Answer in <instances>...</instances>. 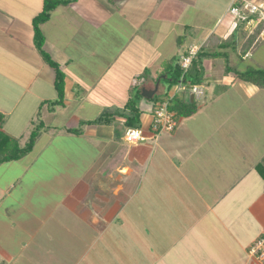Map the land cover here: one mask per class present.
<instances>
[{
	"label": "crops",
	"instance_id": "crops-1",
	"mask_svg": "<svg viewBox=\"0 0 264 264\" xmlns=\"http://www.w3.org/2000/svg\"><path fill=\"white\" fill-rule=\"evenodd\" d=\"M68 1L40 25L43 50L64 75L63 102L52 109L55 71L36 50L32 25L43 0H0L2 130L24 146L32 124L44 126L28 154L0 165V264H264L248 254L264 235V89L226 74L221 59H204L211 96L204 89L201 102L193 99V114L155 131L152 103L141 97L145 140L123 139L132 87L157 85L165 96L164 63L228 41L237 0H212L221 10L200 42L179 43L199 0ZM238 1L264 8V0ZM258 22L243 26L246 39L234 32L230 65L244 70L258 40L264 46ZM102 114L113 118L81 126Z\"/></svg>",
	"mask_w": 264,
	"mask_h": 264
},
{
	"label": "trees",
	"instance_id": "trees-1",
	"mask_svg": "<svg viewBox=\"0 0 264 264\" xmlns=\"http://www.w3.org/2000/svg\"><path fill=\"white\" fill-rule=\"evenodd\" d=\"M112 1V0H110ZM68 0H43L42 11L38 13L32 20L33 30H34V46L39 54L42 56V59L46 64H48L55 71V79H54V87L57 93V98L54 101L48 102L51 108L53 109L55 106L61 105L64 98V75L59 70L58 64L54 62L51 57L43 50L44 45V37L40 31V25L49 20L52 11L58 7L59 5L68 4ZM248 14L247 11L244 12V15ZM251 19L258 21L257 15L250 14L244 20L239 19L236 22V26L234 27V32L238 31V29H243ZM262 24V21L258 22ZM258 24V25H259ZM260 25L257 26V30H260ZM230 36V39L223 43L220 41L216 47H213L211 50L207 48V45L201 46L196 54L191 59L189 67L184 70L181 68L179 60L182 57H186L188 55V50L184 51L183 56L174 57L171 61L166 63L165 66V80L167 82V91L169 88L176 84L180 83L185 85H208L209 81L203 77V60L204 59H212L219 58L223 59L225 64V72L226 74L231 73L239 80L252 84L260 89H264V68H254L252 66L246 67L244 70L238 69L234 65H230L228 63L229 55L236 48L237 38H235V34ZM181 42V38H178V43ZM181 44V43H180ZM179 44V45H180ZM209 44V42H208ZM225 47V49L223 48ZM131 96L126 102L124 106L125 113V127L127 129H139V116L140 112L138 109V101L141 99V91L136 88V86L131 89ZM168 98L167 94L165 96H155L150 101L154 106L158 103H167ZM172 101V100H171ZM168 109L171 112H174L176 118L186 117L193 114L196 110V105L194 100L191 102L190 98L183 100L181 97L175 99L174 102L167 103ZM111 117L110 114L105 115L102 114L94 121H89L87 123H82L81 126L86 124H102L105 122H110ZM4 117L0 115V165L6 162L17 161L26 154H28L35 144L36 139L39 137L42 129L44 128L41 122L34 125L32 128L28 141L24 146H20L18 141L10 136H8L3 130ZM81 126L77 129L70 130L71 133L80 134L82 132ZM257 170L260 176L264 179V166H257Z\"/></svg>",
	"mask_w": 264,
	"mask_h": 264
},
{
	"label": "built area",
	"instance_id": "built-area-1",
	"mask_svg": "<svg viewBox=\"0 0 264 264\" xmlns=\"http://www.w3.org/2000/svg\"><path fill=\"white\" fill-rule=\"evenodd\" d=\"M247 11L249 14H255L258 21H264V8L256 5L247 4L244 1H236L229 9L231 18L236 21L242 18V14ZM246 15V14H245ZM197 48L192 47L188 50V55L179 60L182 69L186 70L191 62V59L196 54ZM181 91L184 90V85L180 84ZM190 91L193 94L195 101L201 102L204 98L205 91L200 85H190ZM152 127L155 131H173L178 125V118L174 112L169 111L167 103H158L155 106L152 104ZM123 139L129 144H136L145 140L142 131L139 129H127L124 132ZM248 254L255 258L258 262L264 261V235L258 238L248 250Z\"/></svg>",
	"mask_w": 264,
	"mask_h": 264
},
{
	"label": "rangeland",
	"instance_id": "rangeland-1",
	"mask_svg": "<svg viewBox=\"0 0 264 264\" xmlns=\"http://www.w3.org/2000/svg\"><path fill=\"white\" fill-rule=\"evenodd\" d=\"M216 1V0H215ZM221 0H218V2H220ZM262 0H258L257 1V5L260 4ZM220 5L218 3H215L212 0H199L198 1V5L196 7H192L190 9H188V12L186 13V16L184 18V20L182 21V23H184V26L187 25V27H183L181 28L182 31L179 33L180 35L183 34V36L181 37V41H189L190 39L196 38L194 40H197L198 42H200L201 38L199 36L200 33V29H207L208 30V26H212L214 20H216V16H218L219 11H220ZM236 26V25H235ZM240 30V29H238ZM241 34L237 35V37H241L242 39H246L245 37L247 36L248 32L245 33L239 32ZM245 41V40H244ZM264 41V40H263ZM247 42V41H246ZM263 43H260V41L258 40L257 45L255 46L257 49L256 53L254 54L253 58H249L245 61H243L242 65H250V66H255L253 65L250 61L252 60L253 62H258L259 60L262 61L264 63V46H262ZM184 46V45H183ZM254 47V48H255ZM241 50V49H240ZM239 50V51H240ZM253 53V52H252ZM253 54H251L252 56ZM171 61V60H170ZM221 61L223 62V59L219 60L218 62L221 63ZM169 62V61H168ZM167 63V62H166ZM166 63H164L163 66H166ZM234 62L232 61L229 62V64H233ZM235 66V65H234ZM165 74V72H164ZM162 75V77H164L165 75ZM160 79V78H159ZM166 80L165 79H161V83H160V88L164 87V85L166 86ZM204 89L207 90V86L205 84H203ZM180 87V83H176L174 85H172L169 90L167 91V98L168 101L167 103H171L172 101L174 102L175 99H178V97L180 95L184 96V99H189V95L191 93V89H190V85H185L184 90L181 91V89H178ZM221 89V88H220ZM181 91L180 94H178ZM177 92V93H176ZM207 92V96H211V92L210 90L206 91ZM178 94V95H177ZM158 95H155V98ZM154 97V96H153ZM152 99H148L145 101H151ZM172 100V101H171ZM221 101V100H220ZM150 103V102H149ZM163 103V102H162ZM195 105L197 106L198 103H195ZM212 105L215 106H221L223 108V110L227 111L228 109H230V111L233 109V106L231 105V103H229L228 101L225 102H218L217 100H215ZM228 106V108H227ZM38 115H39V110H38ZM62 117L60 116V122L62 120L65 119H61ZM50 121L55 120V117H50L49 118ZM34 125L32 124V127ZM143 134V133H142ZM127 145H131V144H127ZM66 150L71 149L72 152H74L73 150L76 149L73 145H66Z\"/></svg>",
	"mask_w": 264,
	"mask_h": 264
},
{
	"label": "water",
	"instance_id": "water-1",
	"mask_svg": "<svg viewBox=\"0 0 264 264\" xmlns=\"http://www.w3.org/2000/svg\"><path fill=\"white\" fill-rule=\"evenodd\" d=\"M157 85L155 86L154 90H146V89H142L141 90V97L145 98V99H152V97L156 94L157 91ZM190 101H193V94L190 93L189 95Z\"/></svg>",
	"mask_w": 264,
	"mask_h": 264
}]
</instances>
